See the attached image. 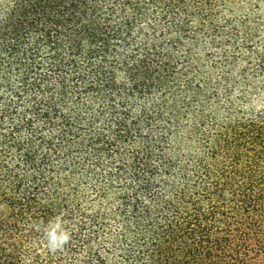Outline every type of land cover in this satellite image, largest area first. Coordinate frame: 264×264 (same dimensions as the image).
<instances>
[{"label":"trees","instance_id":"trees-1","mask_svg":"<svg viewBox=\"0 0 264 264\" xmlns=\"http://www.w3.org/2000/svg\"><path fill=\"white\" fill-rule=\"evenodd\" d=\"M0 264H264V0H0Z\"/></svg>","mask_w":264,"mask_h":264},{"label":"clouds","instance_id":"clouds-1","mask_svg":"<svg viewBox=\"0 0 264 264\" xmlns=\"http://www.w3.org/2000/svg\"><path fill=\"white\" fill-rule=\"evenodd\" d=\"M47 247L51 252L62 249L71 239V234L62 227L61 222L57 219L54 225H51L45 233Z\"/></svg>","mask_w":264,"mask_h":264}]
</instances>
